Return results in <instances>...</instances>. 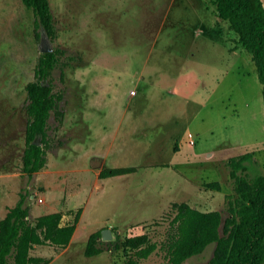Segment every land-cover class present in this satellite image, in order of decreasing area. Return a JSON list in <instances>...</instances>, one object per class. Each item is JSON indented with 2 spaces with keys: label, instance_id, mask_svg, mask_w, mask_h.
Here are the masks:
<instances>
[{
  "label": "rangeland",
  "instance_id": "1",
  "mask_svg": "<svg viewBox=\"0 0 264 264\" xmlns=\"http://www.w3.org/2000/svg\"><path fill=\"white\" fill-rule=\"evenodd\" d=\"M264 5V0H262ZM52 74L60 99L48 121L46 164L22 174L28 99L40 52L35 16L21 0H0V218L28 189L29 220L61 212L79 219L65 248L35 246L48 264H125L126 238L158 244L138 264H168L173 202L228 215L229 160L253 154L264 175V104L256 66L210 0H50ZM69 57V58H67ZM2 90L5 94H2ZM5 95V96H4ZM132 173L99 179L103 169ZM218 182L220 190L208 187ZM112 238L86 256L88 239ZM214 244L181 264H209Z\"/></svg>",
  "mask_w": 264,
  "mask_h": 264
},
{
  "label": "trees",
  "instance_id": "2",
  "mask_svg": "<svg viewBox=\"0 0 264 264\" xmlns=\"http://www.w3.org/2000/svg\"><path fill=\"white\" fill-rule=\"evenodd\" d=\"M35 16V28L43 30L50 40L56 37L50 0H21ZM217 17L228 23L237 36V43L250 54L262 85L264 104V5L262 0H210ZM41 38V32H36ZM41 40V39H40ZM65 51L59 48L41 53L34 67V80L25 91L28 99L25 146L22 155V174L30 183L46 164L49 146L48 121L57 113L60 97L53 92L52 74L62 71ZM69 58V57H67ZM70 59V58H69ZM252 153H244L229 160V176L234 195L226 197L229 208L222 220L217 210L204 211L186 202H173L168 216L167 237L161 243L168 264H181L204 252L214 244L209 264H264V175L248 173L254 162ZM134 167H116L100 171L99 179L132 173ZM208 187L220 190L218 182ZM30 193L25 189L19 199L0 220V264H48L49 260L32 256L35 246L65 248L76 230L79 211L72 223H63L61 212L41 215L32 224L29 220ZM101 231L89 237L86 256H96L104 250ZM158 248V244L143 233L124 242L125 264H138Z\"/></svg>",
  "mask_w": 264,
  "mask_h": 264
},
{
  "label": "water",
  "instance_id": "3",
  "mask_svg": "<svg viewBox=\"0 0 264 264\" xmlns=\"http://www.w3.org/2000/svg\"><path fill=\"white\" fill-rule=\"evenodd\" d=\"M53 46L51 44V40L46 35V33L42 30L41 31V40H40V52L41 53H48L52 52ZM101 238L104 241L110 240L112 238L111 233L108 229H103L101 231Z\"/></svg>",
  "mask_w": 264,
  "mask_h": 264
},
{
  "label": "crops",
  "instance_id": "4",
  "mask_svg": "<svg viewBox=\"0 0 264 264\" xmlns=\"http://www.w3.org/2000/svg\"><path fill=\"white\" fill-rule=\"evenodd\" d=\"M1 92H2V94H5V91H4V90H2ZM5 95H7V94H5ZM5 95H4V96H5ZM4 216H5V214L3 213V216L0 218V220H1Z\"/></svg>",
  "mask_w": 264,
  "mask_h": 264
}]
</instances>
